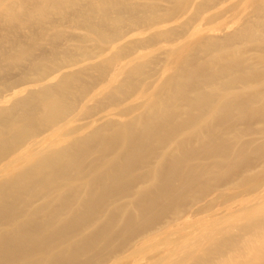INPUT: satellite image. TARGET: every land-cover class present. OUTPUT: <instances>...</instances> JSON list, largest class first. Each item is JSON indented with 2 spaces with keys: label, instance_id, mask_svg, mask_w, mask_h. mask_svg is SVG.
<instances>
[{
  "label": "bare ground",
  "instance_id": "obj_1",
  "mask_svg": "<svg viewBox=\"0 0 264 264\" xmlns=\"http://www.w3.org/2000/svg\"><path fill=\"white\" fill-rule=\"evenodd\" d=\"M0 264H264V0H0Z\"/></svg>",
  "mask_w": 264,
  "mask_h": 264
}]
</instances>
